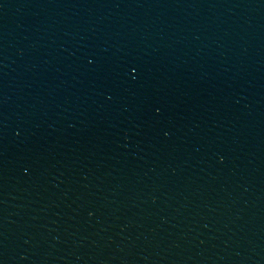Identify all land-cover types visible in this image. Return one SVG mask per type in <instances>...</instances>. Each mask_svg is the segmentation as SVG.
Returning <instances> with one entry per match:
<instances>
[{
    "label": "water",
    "instance_id": "1",
    "mask_svg": "<svg viewBox=\"0 0 264 264\" xmlns=\"http://www.w3.org/2000/svg\"><path fill=\"white\" fill-rule=\"evenodd\" d=\"M0 264H264V0H0Z\"/></svg>",
    "mask_w": 264,
    "mask_h": 264
}]
</instances>
